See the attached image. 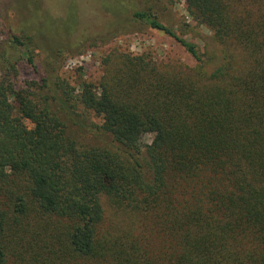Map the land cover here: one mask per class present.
Listing matches in <instances>:
<instances>
[{
    "label": "trees",
    "instance_id": "obj_1",
    "mask_svg": "<svg viewBox=\"0 0 264 264\" xmlns=\"http://www.w3.org/2000/svg\"><path fill=\"white\" fill-rule=\"evenodd\" d=\"M183 1L211 33L204 52L163 22L157 0H109L93 36L63 22L8 32L0 264H264V0ZM134 25L195 65L116 51L77 93L60 77L63 58ZM35 50L39 79L19 85Z\"/></svg>",
    "mask_w": 264,
    "mask_h": 264
},
{
    "label": "rangeland",
    "instance_id": "obj_2",
    "mask_svg": "<svg viewBox=\"0 0 264 264\" xmlns=\"http://www.w3.org/2000/svg\"><path fill=\"white\" fill-rule=\"evenodd\" d=\"M108 2L109 0H0V52L14 54V51L6 46L9 31L29 36L41 31L39 35L42 36L45 24L79 23L78 30L72 36L74 38L101 33L104 25L110 20L109 14L103 10ZM156 8L165 24L172 26L178 33H184L186 40L198 45L201 52H204L206 46L210 44L211 33L190 19L183 0H173V4L167 3L166 0H157ZM50 29L52 28L46 27L48 32L45 31V34L53 39ZM92 44L85 45L79 55L67 56L60 63V77L66 79L75 88L76 93L79 92L77 85L81 80L96 82L100 78L102 60L116 51L133 56L149 55L157 64L162 65L173 63L189 67L195 65L194 60L173 39L161 32L138 25L114 38ZM35 53L37 54L35 67L20 59L17 65L19 85L25 80L39 79L43 55L39 50H35ZM90 119L100 123L98 119L93 117ZM151 139L152 136L146 134L141 138V142L148 145Z\"/></svg>",
    "mask_w": 264,
    "mask_h": 264
}]
</instances>
